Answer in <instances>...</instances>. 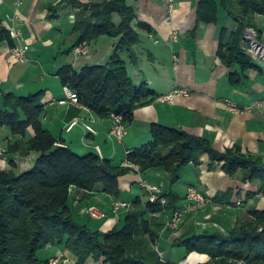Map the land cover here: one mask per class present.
I'll list each match as a JSON object with an SVG mask.
<instances>
[{
  "label": "trees",
  "instance_id": "obj_1",
  "mask_svg": "<svg viewBox=\"0 0 264 264\" xmlns=\"http://www.w3.org/2000/svg\"><path fill=\"white\" fill-rule=\"evenodd\" d=\"M66 2L79 8L72 29L75 37L72 49L101 36L118 38V43L105 64L79 70L71 65L61 67L57 74L63 87L74 91L80 104L97 116L108 119L111 114L120 115L123 123L130 125L134 111L154 102L157 96L145 83H133L122 57L123 52H128L134 59L131 49L139 41L132 27L134 9L127 0ZM220 11L232 18L236 28L230 33L221 30L217 57L230 71V85L242 86L247 72L259 68L243 49L242 42L245 30L252 28L264 43V30L258 29L256 22L258 16L264 17V0H200L197 25L216 24ZM140 26L150 30L145 24ZM2 43L11 49L15 47L0 19ZM2 96L0 128L6 127L18 137L8 142L6 153L26 157L36 152L40 156L30 170L21 174L0 171V264H63V258L49 253L50 247L69 251L76 257V264H85L89 258L103 264H176L171 260L160 261L155 246L167 228L169 217L180 209L178 203L182 199L178 194L164 190V205L147 199L143 202L139 196L131 198L132 208L120 229L102 232L79 223L68 204L71 187L83 191L85 198L90 199L101 186L103 193L122 199L121 178L133 170L101 160L96 154L79 155L61 146L42 125V91L26 96L14 93ZM28 129H32V137L27 136ZM150 135V142L125 155V161L139 168L138 174L162 170L173 186L179 181L183 167L190 164L198 167L200 158L207 155L211 162L223 163V170L230 177L241 183L258 182V192L264 189V158L244 153L238 145L218 152L206 138L159 124L151 126ZM9 163L15 166L13 160L9 159ZM258 192L247 195V200L255 199L253 207L247 210V215L254 219L249 224L239 221L227 236L210 232L189 235L181 245L188 252L208 255L209 260L203 264H264V209H257ZM232 196L233 190H227L213 200L230 203ZM247 200L242 203L247 204Z\"/></svg>",
  "mask_w": 264,
  "mask_h": 264
},
{
  "label": "crops",
  "instance_id": "obj_2",
  "mask_svg": "<svg viewBox=\"0 0 264 264\" xmlns=\"http://www.w3.org/2000/svg\"><path fill=\"white\" fill-rule=\"evenodd\" d=\"M77 1L100 3L104 0ZM199 2L127 0L135 12L132 27L139 35L138 43L131 49L134 59L128 52L122 54L129 77L135 85L145 83L154 95L166 94L175 86L188 89L189 95L176 98L171 103L152 102L136 109L133 122L127 125V134L119 141L110 133L107 118L97 116L82 105L59 103L65 99V87L57 74L65 65L79 70L84 66L105 64L114 53L118 38L98 37L86 44V55L77 54V47L72 49L75 43L72 29L78 7L68 4L66 0H0L2 26L9 31L15 45L28 46L26 59L18 61L13 58L7 43L0 44V107L3 93L26 96L42 91V125L61 142V146L79 155L96 154L101 160H109L115 166L123 165L128 151L151 141L150 129L153 124L206 138L218 152L238 145L242 152L264 158V65L253 59L259 68L247 72L245 84L234 88L229 86L230 71L217 57V51L221 30L226 29L230 33L236 25L224 11L219 12L216 24L197 25ZM170 5L172 10H169ZM115 21H118V17ZM256 22L257 28L264 30V17L258 16ZM140 24H145L150 30L142 28ZM174 32L177 39L172 41ZM226 100L232 101L239 111L228 112ZM73 121L76 124L67 130ZM87 126L92 131H88ZM27 132L28 137L34 134L32 129ZM17 138L8 128H0V149L6 150L8 142ZM39 156L31 152L26 157L13 154L0 158V171L21 174L30 170ZM9 159L15 163L14 167ZM201 162L198 168L192 165L183 167L179 171V181L173 186H170L168 175L162 170L152 169L144 175L132 172L121 178L120 198L130 204L131 198L137 196L146 201L139 180L161 184L164 190L171 189L178 194L182 199L178 203V211L187 204L186 190L189 186H196L210 200L220 192L233 190L230 204L243 202L249 193L258 192L257 185L241 183L226 176L221 165L211 162L208 156H203ZM211 166L214 167L211 169ZM84 194L74 188L68 202L74 218L82 224L92 230L107 232L116 221L118 223L122 219L114 216L111 210V203L117 199L103 193L101 186L90 195V199L85 198ZM247 201L248 204L253 202L251 199ZM91 204L103 207L106 217H112L113 221L102 219L99 221L105 222L100 224L82 217L78 207ZM257 205L258 209H264V200L258 199ZM162 240L170 251L162 248ZM158 246L162 253H169L171 261L175 263L184 256L181 254L184 250L179 246L174 248L168 233L164 231ZM49 249L50 254L56 252L54 256H57V252L65 253L71 263L77 262L74 255L62 248ZM85 264L103 263L89 258Z\"/></svg>",
  "mask_w": 264,
  "mask_h": 264
},
{
  "label": "rangeland",
  "instance_id": "obj_3",
  "mask_svg": "<svg viewBox=\"0 0 264 264\" xmlns=\"http://www.w3.org/2000/svg\"><path fill=\"white\" fill-rule=\"evenodd\" d=\"M243 49L245 51H247V53L252 58H254L252 56V54H250L248 52L247 48H243ZM229 86H231L230 83H229ZM231 87L234 88V87H241V86H231ZM227 102L232 103L233 105H234V103L232 101H230V100H226V105H227V110H228L229 103H227ZM236 109L239 111V109L237 107H236ZM228 112H230V111L228 110ZM230 113H232V112H230ZM0 152H1V154H0V158L1 159L4 158V157L8 158L9 155H10V154H7L6 150H3L2 148H1ZM203 156H207V155H203ZM202 157L200 158V161H202ZM213 163L220 164L221 165V169L224 172V174L226 176L230 177L223 170V165H224L223 163H219V162H216V161L213 162ZM190 165H192V164H190ZM213 167L214 166H211L210 168L212 169ZM239 176H241V174ZM230 178L233 179V180H238V178H235V177H230ZM254 184L257 185V189H258L259 188V183L256 182ZM150 185L157 186L163 193V191H164L163 185H161V184H158V185L150 184ZM193 187H195L203 195V193L196 186H193ZM74 188L75 187H71L70 188L69 196H70L71 190L74 189ZM146 195H147V192L143 190V196H144V198L147 199L148 195L147 196ZM75 197H77V196L75 195ZM204 198H205V203L202 206H200L199 208H196V209L187 210L189 208L188 207V203L186 204L185 207L182 205L183 210L185 211V214L183 215L181 222L175 227H171V228L167 227L165 230H163L164 232L168 233L169 238H170V240L172 242V245H174L175 242H176L177 245H174L173 246L174 248L179 246V247H181V249L184 250V253H181V254H184V256L181 259L179 258L180 260L176 264H203V263H206L209 260V256L208 255L201 254V253L195 252V251L188 252L185 249V247H183L181 245L184 242L185 238L188 237L189 235L190 236H194V235H197V234L210 232V233H220V234H223V236L224 235L227 236L228 232H230L239 221H240L239 222L240 224H245V223L249 224L250 221L254 220L250 216L247 215V210L249 208L253 207L255 199H251L253 202H251L249 204L248 203L244 204L241 201H237L235 204H230V203H219V202H216L215 200H210V199L206 198V196H204ZM256 198L257 199L262 198L264 200V189H263V191L258 192V195H257ZM186 202H187V200H186ZM256 206H258V205H256ZM91 207H96V208H98L101 211L104 210L103 207L101 208L100 206H98L96 204L86 205V206H82V207L80 206L78 208H80V210H81L80 214L82 215V217H86V218H89L90 220H93V219H91L89 217V214H88V210ZM131 208H132V205H130V208L128 210H122V211L119 212V214L116 217H119V219H121V218L122 219L118 220V223L116 221L115 223H117V224L114 223L113 224L114 225L113 228L114 227L117 228V229L122 228L123 223H124V218H125L126 214L131 210ZM168 214L170 215V213H168ZM103 219H107V220H105L107 222H109L111 220L113 221L112 217H110V216H107L106 218H103ZM93 221L98 222L100 224H103L105 222V221H99V220H93ZM78 222L81 223L80 221H78ZM161 235H162V233H161ZM161 235H160V237H161ZM160 245L162 246V248L164 250L170 251V247H168L167 244L163 240L161 241ZM155 251H156L160 261L165 262V260H172L171 255L169 253H162L161 250L159 249L158 245L155 246ZM67 252L70 253L69 251H67ZM55 253H52V254L55 255ZM68 253H66V255H69ZM58 254L59 253L57 252V256L56 257L63 258V260H64L63 263L64 264H73L67 259V257L65 256V253H60L59 255ZM74 264H76V262Z\"/></svg>",
  "mask_w": 264,
  "mask_h": 264
},
{
  "label": "built area",
  "instance_id": "obj_4",
  "mask_svg": "<svg viewBox=\"0 0 264 264\" xmlns=\"http://www.w3.org/2000/svg\"><path fill=\"white\" fill-rule=\"evenodd\" d=\"M169 10H172V5H170ZM15 37L17 38V35ZM176 39H177V33L174 32L171 35V40L175 41ZM242 46L243 48H247L248 52L252 54V56L255 58V59L253 58L254 60H257L258 62L264 65V44L259 41L257 32L254 29L248 28L245 30ZM27 51H28V46L18 44L11 49V54L13 58H15L16 60L23 61L26 59ZM75 51L77 54L86 55L87 54L86 43H83L82 45L77 47ZM64 92H65V99L59 101L60 104L71 102L76 105H81L79 102V98L74 91L65 87ZM188 95H189L188 89L175 86L168 93L157 95L153 101L156 103L165 104L174 101L178 97H186ZM228 110L232 113L238 112V110L232 103H229ZM108 120L110 122V133L117 140L122 141L124 136L127 134V125L123 123L122 117L120 115L111 114L108 117ZM75 124L76 121H73L67 127V130H70ZM86 128L88 131H92V129L89 126H87ZM122 166L131 168L133 172H135L136 174H138L139 172V168L135 165L130 164L128 161H125ZM139 184L141 188L148 193L147 200L149 202L151 203L158 202L161 205H164L166 203V197L162 196V191L157 186L150 185L148 182L143 180H139ZM186 200L189 207L187 210L199 208L205 203L204 196L193 186H189L187 188ZM130 205H131L130 203L125 202L122 199L114 200L111 203V210L113 215L117 216L120 211L128 210L130 208ZM88 214L89 217L93 220H101L106 217V214L96 207L89 208ZM184 214H185L184 210L175 212L167 220L166 227L171 228L177 226L181 222Z\"/></svg>",
  "mask_w": 264,
  "mask_h": 264
},
{
  "label": "water",
  "instance_id": "obj_5",
  "mask_svg": "<svg viewBox=\"0 0 264 264\" xmlns=\"http://www.w3.org/2000/svg\"><path fill=\"white\" fill-rule=\"evenodd\" d=\"M100 168H101L102 171H105L106 170L105 167H104V165H101Z\"/></svg>",
  "mask_w": 264,
  "mask_h": 264
}]
</instances>
